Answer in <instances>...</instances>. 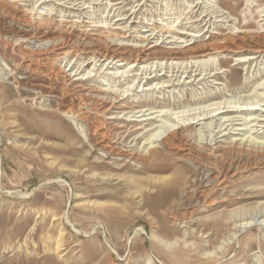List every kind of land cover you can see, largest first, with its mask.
<instances>
[{
  "label": "rangeland",
  "instance_id": "obj_1",
  "mask_svg": "<svg viewBox=\"0 0 264 264\" xmlns=\"http://www.w3.org/2000/svg\"><path fill=\"white\" fill-rule=\"evenodd\" d=\"M119 1L0 0V264H264V0H146L144 23H213L189 45L153 48L131 46L129 26H92H113L106 4ZM59 30L74 36L63 48ZM206 56L215 64L195 63ZM151 81L173 86L142 90ZM220 93L261 110L176 125L149 154L150 124L123 134L143 113L191 114Z\"/></svg>",
  "mask_w": 264,
  "mask_h": 264
},
{
  "label": "bare ground",
  "instance_id": "obj_2",
  "mask_svg": "<svg viewBox=\"0 0 264 264\" xmlns=\"http://www.w3.org/2000/svg\"><path fill=\"white\" fill-rule=\"evenodd\" d=\"M124 1H127V0H123L121 2L119 1L117 3H111L110 5L106 4L107 7L110 6V8L108 10V14L106 15L107 18L110 16L109 13H111L113 11V14L111 16V18H113V21H114L113 26L109 25V24H108V26L104 25V24L92 25V23H91V25L102 27V28H110L113 30L117 29V30H119V32L123 31V33H125V31H127V30L129 31V29L134 28L133 32L136 34L131 35L133 40L135 41V43L133 45H131V46H134V48L144 47V43L149 44L148 46H146L147 48H153L155 46L165 44V43L172 44V45L185 43L186 45H189L196 38L202 36L204 34V33H202L203 31L208 32V30L210 29L211 17L209 19V24L207 22L202 27H200L199 29H197V26H195V28H194V27H191L190 25H187L188 22L178 21L179 19H177V18L175 20H167V21H164V20L160 21L159 20L160 22L153 21V23H147V22L144 23L142 21L137 20L136 18H138V14H140L139 10L144 5L146 0L144 2L139 1V2H137L136 5H130L129 8H125V6L128 4H132L133 1H131V0H129V2H127V3L125 2L126 4L122 7H119V5H118L119 8L115 7L116 4H121ZM195 1H196V4L199 6L202 5V3H203L202 1L200 2L199 0H195ZM82 2H84V1H82ZM192 3L193 2L188 3L189 5H187V8H190V11H192L191 8H193L191 5ZM85 4H86V2H85ZM203 8H204V6H203ZM205 9H207V8H205ZM192 12H194V11H192ZM206 15H208V14H206ZM131 19H133V20L131 21ZM128 21L131 22L130 25L127 24ZM200 21H201V19H200ZM138 22L143 23L144 25L139 27V29H135L136 26H134L133 24L138 23ZM214 23H215V21H214ZM123 24H125V25L123 27H121L120 25H123ZM193 24H195V22H193L191 25H193ZM211 24H213V23H211ZM127 26H129V29L126 28ZM142 27H145V28H142ZM189 27H191L193 29H189ZM120 33H122V32H120ZM126 34H127V32H126ZM156 36H158V37H156ZM120 37L126 38L128 36L123 34V35H120ZM64 38L65 39L66 38L73 39L74 36L68 34V32L66 33V32L60 31L58 36L56 38H54V40L55 41L57 40V42H55V44H53V45H57V46L60 45L58 48H63V46H65V43H66ZM216 45L217 44H215V46ZM254 52L257 53V52H259V50H255ZM252 58H254V57L247 56L245 58L239 59L240 61H238V63L243 62V61L248 62V60H251ZM105 60H107L108 63L111 64V63H113L112 61L114 59L113 58L112 59L107 58ZM214 61H215L214 58H210V57L206 56L201 60H196L195 63H199L201 65L204 64V65L212 66V64H215ZM140 62H144V61L140 60V58H136V60H134V63H140ZM90 63H92V62H90ZM115 63H118V64H116V68L121 67L120 65H129L130 64V66H134L131 63L127 64L126 59H117ZM156 63H159V65H160V62L156 61ZM210 70H212V71H211V73L210 72L208 73V76H206V74L199 75L197 80L207 81V79L209 77H214L216 74L219 73V72L214 71V70H216V68H211ZM85 74L86 73H83L82 76L77 77L76 80H78V79L81 80V79L85 78L84 77ZM155 76H157V75H155ZM195 79H196V77H194L193 79L191 77H189V80H187L186 82L195 81ZM169 81L170 80L166 81V83L167 82L170 83ZM163 83H165V82L158 81L155 83V82L151 81L147 84L148 86L142 90H146V89L154 90L155 88H157V86L159 89L163 88V87H167V86H173V83L171 85H165ZM119 95L120 94H117V96L115 98L119 99ZM128 95L129 94H126L125 96L122 95V96H124L122 98H124V99L128 98ZM136 101H140V100L135 99V100L130 101V102L134 103ZM196 105H197L196 108H200L199 111L193 112L191 114H184V112H185L184 110H175L169 114L163 112V110L150 111L147 114L143 113L142 115H139L138 118L141 116H144V118L133 119L134 124L132 125V128L129 129L127 127L125 132H123V131L122 132H123V134H126V136H129L132 132L138 131L140 129H145V127H147L150 124L151 126H149V128H146V133H148V137L146 138V140H148V142L146 144L148 146L145 147V149H144L145 152L149 154V153L153 152L154 148L158 145L157 143H165L168 145L170 144L169 143V135L174 132V130L176 129V127H175L176 125L186 127V126H193L196 124H200L201 121H204V122H202V124L209 127L210 123L212 122V119L213 118L216 119V117H218L217 124H219L220 127L225 125V124H226V126H229V125H233L234 120H236V119H234V117H236L235 113H244V114H252L253 115L254 112L261 110L259 108V106L261 104H259L258 101H254L252 98H247V99L243 98V101L240 102V98H235L233 96L226 97L225 95H223L221 93L216 95V96L214 95L212 98H208L207 100L205 99V100H202L201 102H197ZM132 111H133V113H139V112H142L143 110L141 109V110H138L136 112H135V110H132ZM146 111L147 110H145V112ZM158 112H160L161 114H159ZM156 113H158V114H156ZM125 114H127V113H125ZM134 116L135 115H133V117ZM186 116H188V117H186ZM158 117H163V118L157 119ZM253 120H255V119L252 118L251 121H253ZM153 122L154 123L157 122V125L155 126V124ZM227 123H229V124H227ZM122 126L124 127V125H122ZM116 127H118V126H116ZM119 127H121V126H119ZM226 128L227 127H225L224 129H226ZM98 133H99V130L97 132L96 128H94L93 134L97 135ZM98 136L103 138V139H106L108 136H110V134H107V132H105V133H102V135L98 134ZM117 136L119 138H123V139H125V137H126L125 135L120 136L118 133H117ZM201 136L202 135H199V137H201ZM93 137H95V136H93ZM117 140H115L114 142H117ZM90 142H92V144L90 143L92 147L96 148L97 150L103 151L105 154H112V151L115 150L114 147H110L108 145V143L102 139L99 142L98 141L96 142V139L93 141H90ZM102 142H104V144H102ZM249 142H251V140H249ZM124 151H125V155L129 154L127 152V150H124ZM116 154H122V153L117 152ZM129 158H130V160H133V157H129ZM183 201H186V198H184ZM234 226H236L237 228H240V226H242V224H239V225L235 224ZM150 239L154 242L159 243L160 245H162L165 248L172 245V243L164 241L163 239L159 238L155 234H151ZM111 249L115 252V250L112 247H111Z\"/></svg>",
  "mask_w": 264,
  "mask_h": 264
}]
</instances>
